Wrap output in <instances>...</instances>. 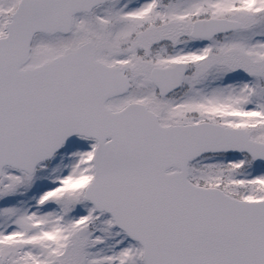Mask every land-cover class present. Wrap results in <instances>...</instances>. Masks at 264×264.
I'll use <instances>...</instances> for the list:
<instances>
[{"label":"snow or ice","instance_id":"1","mask_svg":"<svg viewBox=\"0 0 264 264\" xmlns=\"http://www.w3.org/2000/svg\"><path fill=\"white\" fill-rule=\"evenodd\" d=\"M0 264H264V0H0Z\"/></svg>","mask_w":264,"mask_h":264}]
</instances>
